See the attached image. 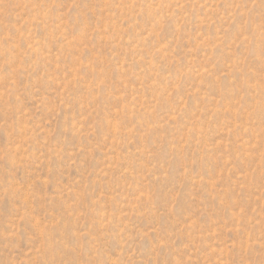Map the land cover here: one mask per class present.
Segmentation results:
<instances>
[{
    "label": "rangeland",
    "instance_id": "obj_1",
    "mask_svg": "<svg viewBox=\"0 0 264 264\" xmlns=\"http://www.w3.org/2000/svg\"><path fill=\"white\" fill-rule=\"evenodd\" d=\"M0 264H264V0H0Z\"/></svg>",
    "mask_w": 264,
    "mask_h": 264
}]
</instances>
